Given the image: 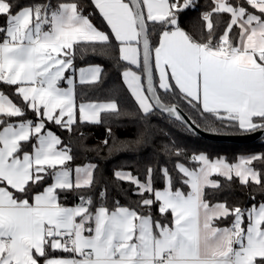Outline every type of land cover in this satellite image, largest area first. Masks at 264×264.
Masks as SVG:
<instances>
[{
  "label": "snow or ice",
  "instance_id": "1",
  "mask_svg": "<svg viewBox=\"0 0 264 264\" xmlns=\"http://www.w3.org/2000/svg\"><path fill=\"white\" fill-rule=\"evenodd\" d=\"M90 3L99 25L79 0H0V85L13 89H0V264H264V201L230 206L206 191L222 189L214 176L264 189V152L229 162L188 156L172 142L164 149L176 158L172 169L149 164L143 180L115 171L139 199L109 204L107 189L95 190L97 165L73 166L71 145L53 130L128 115L115 99L77 103V85L95 86L104 72L77 68L78 54L115 46L144 120L163 117L195 135L201 124L184 104L214 118L207 131L219 121L264 133V0H207L196 32L180 21L199 10L197 0ZM68 193L78 202L65 204Z\"/></svg>",
  "mask_w": 264,
  "mask_h": 264
},
{
  "label": "trees",
  "instance_id": "2",
  "mask_svg": "<svg viewBox=\"0 0 264 264\" xmlns=\"http://www.w3.org/2000/svg\"><path fill=\"white\" fill-rule=\"evenodd\" d=\"M29 0H19L21 5L27 4ZM85 14L93 13V20L98 25L102 23L98 13L91 5L90 0H79ZM200 5L199 10L191 9L181 15V26L190 32H196L200 27V13L204 10L207 0H197ZM4 20L0 17V24ZM106 28V26H105ZM155 39V37H153ZM89 64H98L103 67L102 82L95 86L77 85V103L84 101H106L115 99L122 112L128 113L119 118L112 116H103L99 124L83 123L77 124L72 133L62 131L53 127V130L60 135L66 143H69L73 149L75 160L73 166L84 164L97 165L95 171L96 191L107 189L108 203L119 200L121 204H132L139 199L135 195V186L119 181L114 176L117 170L130 171L133 175L144 179L146 166L151 164L153 167L166 165L170 169L176 160L169 156L164 149L170 147L175 142L179 148L191 156L193 153H205L210 158L225 157L229 162H234L237 157L249 155L252 153L264 152V138L250 143H222L206 140L197 135H193L179 125H173L163 117H151L148 120L137 115V105L123 83L121 73L124 70L125 63L119 60V53L115 46L108 54H92L80 58L79 54L76 60V67ZM0 89L11 94L13 89L0 85ZM183 111L188 116L193 117L197 123L204 125L210 123L214 118L209 114L201 116L190 110L184 104H181ZM28 118L32 114L28 113ZM216 133L224 134H242L245 133L236 127L225 126L216 121ZM111 129V133H109ZM82 134V135H81ZM138 138H145L146 143L136 144ZM109 141V146L104 145V141ZM113 144L119 146L121 151H110ZM181 162H186L181 159ZM191 166V165H189ZM175 175V172L173 173ZM213 179L221 180L223 187L220 190L207 189L208 199L212 202H224L230 206L249 207L253 203L264 201V189L257 186L245 187L238 180L226 182L222 177L214 176ZM156 188H162L163 179L159 172L156 173L154 181ZM177 187H180L177 184ZM66 196V199H65ZM70 196L73 193L62 194L63 202H70ZM255 198L254 200L252 198ZM153 215L159 216L155 208ZM231 223V219L220 222V225Z\"/></svg>",
  "mask_w": 264,
  "mask_h": 264
},
{
  "label": "water",
  "instance_id": "3",
  "mask_svg": "<svg viewBox=\"0 0 264 264\" xmlns=\"http://www.w3.org/2000/svg\"><path fill=\"white\" fill-rule=\"evenodd\" d=\"M195 135L214 142L239 143V144L250 143L264 138V133L262 132L224 134V133L210 132L202 128L198 129Z\"/></svg>",
  "mask_w": 264,
  "mask_h": 264
},
{
  "label": "crops",
  "instance_id": "4",
  "mask_svg": "<svg viewBox=\"0 0 264 264\" xmlns=\"http://www.w3.org/2000/svg\"><path fill=\"white\" fill-rule=\"evenodd\" d=\"M92 65H98V64H89V65H86V66H81V67H88V66H92ZM79 68V67H78ZM78 75V74H77ZM121 77H122V75H121ZM65 87L67 86L66 84L64 85ZM108 100H106V101H84V103H87V102H107ZM81 103V102H80ZM79 104V103H78ZM215 159V158H214ZM84 165H87V164H84ZM81 166H83V165H81ZM69 200H71L70 202H64L65 204H67V205H72V204H75V203H77L78 201H77V198H76V196H70L69 197ZM230 224L231 223H229V224H226V225H220L221 227H226V226H230Z\"/></svg>",
  "mask_w": 264,
  "mask_h": 264
}]
</instances>
